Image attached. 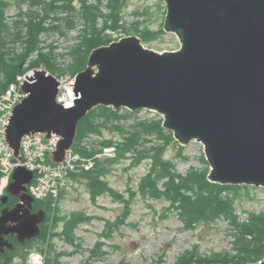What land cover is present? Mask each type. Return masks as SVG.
Masks as SVG:
<instances>
[{
	"label": "water",
	"instance_id": "water-1",
	"mask_svg": "<svg viewBox=\"0 0 264 264\" xmlns=\"http://www.w3.org/2000/svg\"><path fill=\"white\" fill-rule=\"evenodd\" d=\"M164 2L163 30L177 37V50L154 51L135 35L94 49L70 83L72 104L55 101L59 81L46 69L25 75L20 86L27 96L2 131L12 162L21 159V138L39 132L60 135L49 156L63 161L78 123L99 105L146 109L163 115V128L178 142L203 145L209 181L264 188V0ZM32 178L26 168L14 169L5 191L18 201L1 210V236L16 233L23 242L40 234L45 212L31 211Z\"/></svg>",
	"mask_w": 264,
	"mask_h": 264
},
{
	"label": "rangeland",
	"instance_id": "rangeland-1",
	"mask_svg": "<svg viewBox=\"0 0 264 264\" xmlns=\"http://www.w3.org/2000/svg\"><path fill=\"white\" fill-rule=\"evenodd\" d=\"M3 1L0 15L5 24H11L17 16H22L23 11L30 12L28 0ZM82 1L93 2L73 0L71 10L59 11L60 30H51L42 35L45 51L63 54L60 61H63V58L66 61L71 59L69 53L81 29L79 9ZM21 3L23 4L20 7ZM165 13L164 0H126L121 18L127 27L131 22H136L139 23L137 25L139 30L163 31L156 39L142 41L146 48L157 52L177 50L180 45L177 37L163 30ZM66 17L74 20L73 29L67 28ZM110 35L115 40L131 36L123 30L113 31ZM43 68L45 67L41 66L39 69ZM160 119L163 120L162 114L146 109L133 111L126 119L119 116L114 121L106 122V125L103 119L96 117L95 123L98 127L96 131L76 134L74 142L81 146L90 145V149L98 150L99 143L105 140L121 142L116 123L128 129L129 126L138 123L135 121L145 120L148 123ZM164 134L162 136L153 133L145 136L131 154L127 153L125 157L127 159H121L119 163L109 166V173L105 178L107 186L102 192L94 194L95 197L83 180L74 181L68 178L61 188L62 196H58L56 202L53 201L51 205L45 241L35 237L32 238L34 241L25 243H29L27 248L25 244L21 245V256L14 257L9 264H31L30 256L34 253L40 255L39 264H44V260L50 254L54 258L59 255L57 264H182L180 261L185 254L194 253L192 256L200 258L233 255L234 220L244 222L251 214L264 213V188L247 186L249 190H245L240 187L236 194L230 190L228 196L231 198V216L221 214L192 222L189 215L179 213L177 204H171L160 191H153L154 195H150L143 194L139 189L141 180L152 166V159H146L142 152H146V148L148 150L156 148L151 147L155 145L162 146L161 156L182 176L191 170L207 169L210 172V165L200 142L191 140L182 144L174 138L172 131L166 130ZM108 147L110 150L106 154L111 156L114 154V146L112 144ZM158 187H161V182H158ZM74 213L80 214L84 220L71 233L70 242L63 235V226ZM42 223L43 221L39 226ZM108 225L110 227H107ZM96 244L98 248L93 255L90 249Z\"/></svg>",
	"mask_w": 264,
	"mask_h": 264
},
{
	"label": "trees",
	"instance_id": "trees-1",
	"mask_svg": "<svg viewBox=\"0 0 264 264\" xmlns=\"http://www.w3.org/2000/svg\"><path fill=\"white\" fill-rule=\"evenodd\" d=\"M30 2V12L23 11L22 16H17L12 20L11 24H5L0 15V93L14 81L16 76L34 68L45 67L51 74L57 76L70 75L75 76L80 70L85 69L89 54L98 47L106 46L114 41L110 35L111 32L123 30L128 35H135L142 41L146 42L151 39L158 38L162 34V30L152 31L149 29L139 30V23L131 22L130 26H125L122 22V12L126 0H93V2L82 1L80 3L79 12H81V29L77 35L76 43L73 45L69 55L70 61H60L61 55L55 54L53 51H45V44L42 35L51 30L59 31V11L71 10L73 0H28ZM64 1V3H63ZM65 1L67 3H65ZM0 0V8L3 5ZM23 3L19 4L22 5ZM27 5V4H26ZM21 7V6H20ZM36 7H39L36 8ZM20 12V11H19ZM71 19L72 21H69ZM67 28L73 29L74 20L70 17L65 18ZM13 26V27H12ZM10 27H12L10 29ZM62 32V31H60ZM133 112L125 108L114 110L112 107L99 105L87 113V115L78 123L77 133L95 132L97 124L95 118L103 119V122L114 121L119 116L128 118ZM94 119V121H93ZM137 124L129 126L125 129L121 124L116 123L121 142H112L105 140L100 142L98 150H87L84 146L76 144L74 148L84 157L93 159V165L88 169L81 168L79 171L70 173L68 178L72 180H83L88 184L92 196L102 192L106 188V175L109 173L111 165L119 163L140 143L145 136L158 133L165 135L166 130L162 126V119L146 122L135 121ZM114 127V126H113ZM150 133V134H148ZM114 146L115 155L105 157L103 159L95 158L94 155L101 150L102 147ZM149 149L146 148L144 153L146 159H152L150 171L141 180L139 189L143 194L154 195L152 192L160 191L163 197L167 198L171 204H177L179 213L189 215L192 222L199 219H208L217 215H232L231 198L228 191L233 190L234 194L242 187L245 190L247 186L222 185L208 180V171L191 170L182 176L175 172L170 162H167L161 156L162 146ZM155 150V151H154ZM138 153V154H142ZM152 153V154H151ZM145 157H142L144 159ZM127 159V158H125ZM134 161V158H132ZM135 160L139 161L138 158ZM154 174V175H153ZM161 182V187H158ZM59 196L63 192L60 190ZM10 196V204L16 200ZM51 197L43 200H35L33 210H44V219L41 224V231L37 238L41 241L46 239V223L49 219L51 210ZM84 218L74 213L64 223L63 235L71 242V233L76 226L82 222ZM107 227H110L109 225ZM232 250L233 255H221L212 258H200L185 254L180 263L182 264H250L257 263L264 258V213L251 214L244 222L234 220V228L232 231ZM34 241L33 239L30 241ZM45 243V242H44ZM97 244L90 249L95 255ZM49 251V250H48ZM20 257V256H18ZM57 258L48 255L44 260V264L58 263ZM25 260V258H23ZM185 259V262H184ZM12 261L11 255L8 259H0L1 264H9ZM86 264V263H85Z\"/></svg>",
	"mask_w": 264,
	"mask_h": 264
},
{
	"label": "built area",
	"instance_id": "built-area-1",
	"mask_svg": "<svg viewBox=\"0 0 264 264\" xmlns=\"http://www.w3.org/2000/svg\"><path fill=\"white\" fill-rule=\"evenodd\" d=\"M32 75L33 71L28 70L23 74L16 76L15 80L0 93V194L8 185L13 170L18 167H24L33 172L34 179L27 185V192L34 200H43L51 197L53 203L56 202L61 188L66 184V180L70 173L78 169H88L93 165V159L82 156L75 148H70L65 152V158L60 163H53L50 159V152L56 149V141L60 135L50 133V137H43V133H30V136L24 135L20 143V162L17 164L13 161V150L9 147L4 138V129L9 122V115L13 107L26 96L22 91L21 83L27 73ZM59 81L56 101L60 104H72V89L75 78L68 77L57 78ZM90 150V145L84 146ZM110 147H104L94 155L95 158L112 157L115 155H107ZM56 204V203H55ZM39 253L31 254V264H39Z\"/></svg>",
	"mask_w": 264,
	"mask_h": 264
},
{
	"label": "flooded vegetation",
	"instance_id": "flooded-vegetation-1",
	"mask_svg": "<svg viewBox=\"0 0 264 264\" xmlns=\"http://www.w3.org/2000/svg\"><path fill=\"white\" fill-rule=\"evenodd\" d=\"M9 198H10V196L8 195L7 202L5 204L1 203V201H0V213H1V210L3 209V207L8 206L11 209L14 206V203L17 202V201H15L13 204H10ZM33 204H32V211L36 212V210H33ZM26 242H30V240H24L23 242H21L18 240L16 233H12V232H7L6 234L3 233L2 236L0 235V244H2V245H0V259H8L10 255H11L12 259L14 257L17 258V256H21L20 246L25 244ZM28 244L29 243L25 244L24 246L27 248Z\"/></svg>",
	"mask_w": 264,
	"mask_h": 264
},
{
	"label": "bare ground",
	"instance_id": "bare-ground-1",
	"mask_svg": "<svg viewBox=\"0 0 264 264\" xmlns=\"http://www.w3.org/2000/svg\"><path fill=\"white\" fill-rule=\"evenodd\" d=\"M48 73H50L49 71H47ZM51 74V73H50ZM73 89H74V85H73ZM73 89H72V95H73V101H74V98H77V96H75L74 95V92H73ZM26 96H27V94H26ZM55 101H56V99H55ZM57 102V101H56ZM58 103V102H57ZM5 138V137H4ZM6 141V140H5ZM20 143H21V141H20ZM8 144V143H7ZM10 147V146H9ZM11 148V147H10ZM12 149V148H11ZM13 150V149H12ZM19 153H20V148H19ZM20 162V161H19ZM19 162H15V163H19ZM0 191H1V189H0Z\"/></svg>",
	"mask_w": 264,
	"mask_h": 264
}]
</instances>
